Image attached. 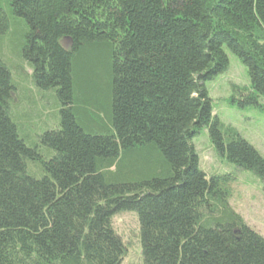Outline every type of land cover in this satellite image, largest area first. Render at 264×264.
Returning a JSON list of instances; mask_svg holds the SVG:
<instances>
[{
    "label": "trees",
    "instance_id": "1",
    "mask_svg": "<svg viewBox=\"0 0 264 264\" xmlns=\"http://www.w3.org/2000/svg\"><path fill=\"white\" fill-rule=\"evenodd\" d=\"M11 27L57 115L26 133L0 53V264H122L121 213L137 215L142 264H264L230 177L208 178L193 144L206 128L216 155L264 182V159L205 88L229 50L251 82L232 102L258 106L264 0H0V42Z\"/></svg>",
    "mask_w": 264,
    "mask_h": 264
},
{
    "label": "rangeland",
    "instance_id": "2",
    "mask_svg": "<svg viewBox=\"0 0 264 264\" xmlns=\"http://www.w3.org/2000/svg\"><path fill=\"white\" fill-rule=\"evenodd\" d=\"M64 44L70 48L68 40H64ZM20 45L21 31L11 27L0 42V53L11 69L13 80L18 84L13 114L23 122L26 133L37 139L49 128H54L52 124L57 115L56 102L52 91H42L34 86L31 80L32 69L28 62L19 57ZM226 53L229 59L227 70L205 83L213 116L234 127L264 159V97L259 99L258 106L240 107L237 103L239 98L235 103L232 102L233 86L249 87L251 82L246 66L229 50ZM193 144L198 153L199 168L208 178L212 175L230 177L231 207L250 229L264 238V182L216 155L206 128L200 130ZM133 214L121 213L114 219V228L128 247L122 264H142L139 223L137 215Z\"/></svg>",
    "mask_w": 264,
    "mask_h": 264
}]
</instances>
